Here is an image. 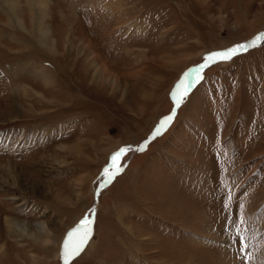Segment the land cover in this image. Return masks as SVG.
<instances>
[{"label": "rangeland", "instance_id": "1", "mask_svg": "<svg viewBox=\"0 0 264 264\" xmlns=\"http://www.w3.org/2000/svg\"><path fill=\"white\" fill-rule=\"evenodd\" d=\"M85 232L67 264H264V0H0V264Z\"/></svg>", "mask_w": 264, "mask_h": 264}, {"label": "snow or ice", "instance_id": "2", "mask_svg": "<svg viewBox=\"0 0 264 264\" xmlns=\"http://www.w3.org/2000/svg\"><path fill=\"white\" fill-rule=\"evenodd\" d=\"M257 39H259V37ZM253 43H255V41ZM244 47H245L244 45H241V46H239V48H231V49H229L227 51H224V52H217V53H214L212 56H209L207 59L208 60H213L215 58H219L220 60H225L226 61V60L231 59L232 56L235 53H237L239 50H241ZM181 88H183V83H181ZM186 95H187V90L186 89H184L183 93H180L179 90H178V93L175 94V103H176L177 106H179L182 103V101H183V99H184V97ZM171 120H172V117L169 116L167 120L163 121L160 124V126L155 130V134L159 135L161 130L164 129L165 126ZM121 152H123V150H121ZM120 154L121 153H117V155L112 158V162H113V166L114 167H117L116 161H117V158L120 156ZM105 174L108 175V170L107 169L105 170ZM109 178H111V177L109 176ZM88 223H89L88 220L83 221L81 227H85ZM87 238H88V234H87V232H85L84 236L80 240V244L77 245V247L72 251V253H69L68 251L65 252V255H64L65 264H67V261L71 258L72 255H75L77 252L80 251V247L86 242ZM65 247L67 249V245Z\"/></svg>", "mask_w": 264, "mask_h": 264}]
</instances>
